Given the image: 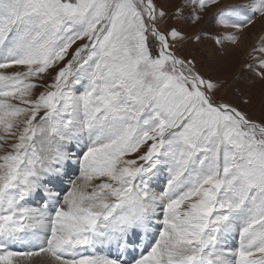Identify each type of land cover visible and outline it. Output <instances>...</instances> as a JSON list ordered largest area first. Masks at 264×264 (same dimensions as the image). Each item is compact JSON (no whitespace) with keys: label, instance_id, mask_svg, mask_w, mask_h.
<instances>
[{"label":"snow or ice","instance_id":"obj_1","mask_svg":"<svg viewBox=\"0 0 264 264\" xmlns=\"http://www.w3.org/2000/svg\"><path fill=\"white\" fill-rule=\"evenodd\" d=\"M0 264H264V0H0Z\"/></svg>","mask_w":264,"mask_h":264},{"label":"rangeland","instance_id":"obj_2","mask_svg":"<svg viewBox=\"0 0 264 264\" xmlns=\"http://www.w3.org/2000/svg\"><path fill=\"white\" fill-rule=\"evenodd\" d=\"M178 2H179V0H168L169 6H172V5H174L175 3H178ZM258 30H259V26H257L256 31L258 32Z\"/></svg>","mask_w":264,"mask_h":264}]
</instances>
